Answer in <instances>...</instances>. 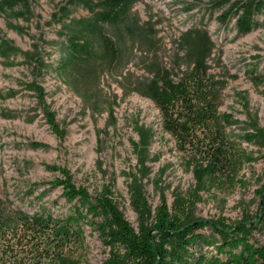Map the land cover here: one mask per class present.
Wrapping results in <instances>:
<instances>
[{"label": "rangeland", "instance_id": "1", "mask_svg": "<svg viewBox=\"0 0 264 264\" xmlns=\"http://www.w3.org/2000/svg\"><path fill=\"white\" fill-rule=\"evenodd\" d=\"M10 1L0 0L1 200L30 215H67L70 207L53 185L61 175L51 166L67 169L73 183L92 196L110 185L134 228L133 176L141 179L153 210L161 195L171 206L175 193L187 194L194 185L192 169L174 138L163 133L162 115L147 87L157 70L177 83L193 68L187 52L195 42L190 35L199 33L214 44L207 74L224 85L219 112L231 116L227 132L253 161L241 172V186L227 195H202L195 215L232 223L245 212L256 214V191L264 184V141L249 145L242 137L251 132L253 120L264 129V86L256 79L264 76V10L253 15L254 26L244 34L237 28L242 11L234 0H138L114 24L97 20L89 10L102 0H16L12 6ZM101 35L108 38V49ZM36 61L42 69L38 78ZM64 61L69 65L59 69ZM87 69L95 74L85 81ZM33 81L44 90L61 138L50 130L28 87ZM140 127L154 135L143 168L133 147ZM85 235L80 264H102L107 250L88 227ZM253 239L264 244V232H255Z\"/></svg>", "mask_w": 264, "mask_h": 264}, {"label": "trees", "instance_id": "2", "mask_svg": "<svg viewBox=\"0 0 264 264\" xmlns=\"http://www.w3.org/2000/svg\"><path fill=\"white\" fill-rule=\"evenodd\" d=\"M137 1L102 0L91 4L89 10L97 20L114 24L127 16ZM15 2L11 0L9 4ZM234 4L242 11L237 28L249 33L254 26L253 15L264 10V2L234 0ZM193 36L195 42L187 52L193 68L177 83L169 79L168 72L157 70L147 87V96L162 115L163 133L174 138L177 148L185 154L186 167L192 169L194 185L188 193H175L171 206L161 195L153 210L141 179L133 176L130 201L138 217L134 228L114 201L110 185L92 196L86 188L73 183L67 169L51 166L61 175L53 185L61 188L70 212L65 216L46 212L30 215L7 199H0V264H80L85 257V227L97 234L107 250L102 264H264V244L253 239L255 232H264V184L256 191L259 202L255 215L245 212L232 223L224 218L204 220L195 215L202 195H227L241 186V172L253 158L240 140L228 134L231 116L219 112L224 85L207 74V59L214 44L199 33H192L190 42ZM101 37L108 49V38ZM72 47L76 52L77 47ZM36 63L34 74L38 78L42 69L40 61ZM68 65L69 62H60L58 68L65 70ZM94 71L85 70L82 78L93 79ZM256 79L264 86V76ZM28 87L35 93L50 130L61 138L43 88L36 81ZM249 129L251 132L242 137L243 143L260 146L264 129L255 120ZM137 134L139 140L133 147L143 168L154 135L143 127Z\"/></svg>", "mask_w": 264, "mask_h": 264}]
</instances>
